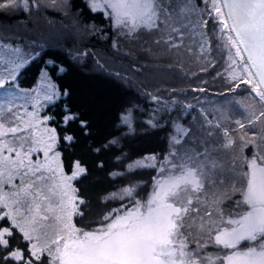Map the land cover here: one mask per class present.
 <instances>
[{
    "label": "snow or ice",
    "instance_id": "6c2138e0",
    "mask_svg": "<svg viewBox=\"0 0 264 264\" xmlns=\"http://www.w3.org/2000/svg\"><path fill=\"white\" fill-rule=\"evenodd\" d=\"M83 2L88 13L102 14L149 60L166 59L169 67L182 68L186 59H195L206 71L221 57L228 90L245 85L250 99L235 102L239 118L228 109H217L213 119L202 111L199 120L185 126L177 116L162 160L154 153L133 159L126 151L130 140L164 127L159 113H169L175 100L147 119L137 116L143 111L139 101H130L114 131L97 140L92 121L69 103L71 89L59 88L47 70H41L39 88L19 86L22 71L40 51L13 46L6 35L0 38V264H264V0ZM41 9L74 21L84 12L73 0H0V13L7 16ZM83 27L100 31L94 24ZM112 48L132 62L127 75L114 73L130 84L146 65L116 41ZM87 55L72 52L69 58L80 64ZM46 63L57 74L68 71L55 61ZM61 99L58 132L50 124L55 116L41 112ZM62 144L123 162V171L108 176L126 183L100 198L104 204L121 203L106 209L94 228L78 227L74 219L84 218L91 207L75 183L90 169L77 159L65 173ZM96 167L104 168V161L98 159ZM149 168L157 175L142 200L137 175ZM210 247L220 251L209 252Z\"/></svg>",
    "mask_w": 264,
    "mask_h": 264
},
{
    "label": "trees",
    "instance_id": "16d2710c",
    "mask_svg": "<svg viewBox=\"0 0 264 264\" xmlns=\"http://www.w3.org/2000/svg\"><path fill=\"white\" fill-rule=\"evenodd\" d=\"M73 3L84 9L83 15L76 14V22L80 26L97 25L100 31L93 33L87 30L86 35L81 37L75 34L73 29V33H67L63 41L52 39L40 50V56L22 71L18 78L19 86L23 89L34 88L40 78L41 70L45 68L59 88L63 89L67 86L71 89L72 96L69 98V103L73 108L83 111L92 121L97 140H103L114 131L119 113L133 100L139 101L140 107L143 109L142 112L137 113L139 119H147L154 110L162 108L164 102L173 100L176 102L169 113H159L164 119V127L147 133L141 132L130 140L126 151L133 159L149 153H154L162 159L168 153V137L172 131L171 120L179 116L180 123L187 126L199 120L202 111L209 114V119H213L212 113L215 110L209 109L208 103L211 105L220 104L219 108L230 110L229 114L233 118L240 117V111L235 103L236 98L248 97V89L245 85H241V88L235 91L228 90L230 85L223 75L226 61L221 57H217L215 67H207L206 71L201 70L206 65L195 59H186L182 68L169 67V61L166 59L149 60L140 51L139 45L129 43L123 37L118 36L117 30L102 14L88 13L84 8L83 0H73ZM42 26H47L49 29L73 28L58 12L44 11L35 15L33 11L28 13L16 11L10 16L0 13V38L5 35L6 38H9L8 32H10L27 41H38V38L44 34L41 30ZM4 29L8 32L2 31ZM57 32L60 36L65 35L63 31ZM113 41L118 43L123 52L135 53L140 64L146 65L141 72L134 74L135 79L130 84L122 83L114 75L115 72L127 75L132 62L127 56L118 54L112 48ZM81 44L84 45L87 52L91 53L92 57L89 54L86 58H81L82 63L77 64L69 58V53H72L75 46ZM95 58H98L99 65L94 62ZM49 60L55 61L56 64H62L68 68V71L57 74L54 66L46 63ZM199 88H204L205 91H193V89ZM173 89L176 91H172ZM147 93L159 97L160 101H153ZM185 105L193 107L186 109L183 107ZM62 110L63 99L58 100L54 105H49L45 111L49 115L55 116L50 124L56 126L58 132L62 127ZM92 142L90 141V143ZM59 150L62 151L65 173L70 174L72 163L77 159L86 163L90 169L88 177L75 183L80 189V195L90 203L91 207L85 212L84 218L75 217L74 219L78 227L94 228L106 209L117 207L121 203L120 201H109L104 204L100 202V198L108 192L116 191L118 187H123L126 183L123 177L113 181L108 176L109 171H123V162L116 161L111 154L98 158L96 154L86 153L83 146L68 148L62 144ZM98 159L104 161V168L96 167ZM156 175V169L139 170L137 181L141 187L138 189V198L142 200L147 198L151 191L153 177ZM214 250L218 249L214 248Z\"/></svg>",
    "mask_w": 264,
    "mask_h": 264
},
{
    "label": "rangeland",
    "instance_id": "374dc122",
    "mask_svg": "<svg viewBox=\"0 0 264 264\" xmlns=\"http://www.w3.org/2000/svg\"><path fill=\"white\" fill-rule=\"evenodd\" d=\"M44 11H53V10H51V9H41L40 10V12H35V11H33V14H37V13H43ZM53 12H58L69 24H71L72 26H73V28L72 29H68L67 27H61V29L59 28H54V29H49V28H47V26H42L41 27V30L44 32V34L41 36V37H39L38 38V41H34V42H31V41H27V40H24V39H22V38H20V37H18V36H16V35H14V34H12V33H10V32H8L9 33V38H7V42H9V43H12L13 44V46H17V45H19L22 49H24L25 51H29V50H32V51H40L41 50V48H40V45H44V47L46 46V44L47 43H50L51 41H52V39H54V38H56L57 40H59V41H63L64 39H65V37H66V34L67 33H73V29H74V31H75V34H78L79 36H81V37H84L85 35H86V32H87V29L86 28H84L83 26H80L77 22H76V20L74 21V19H73V17L72 16H64L61 12H59V11H53ZM44 25H47L46 23H44ZM117 30V29H116ZM57 31H63L64 32V34L65 35H63V36H60V35H58V32ZM117 32H118V30H117ZM71 37V36H70ZM72 38V37H71ZM76 41L78 42V40L76 39ZM72 52H76L77 54L78 53H80V52H87V50H85L84 49V45H77V46H75L73 49H72ZM88 53V55L90 54L91 55V53L90 52H87ZM87 56H83V57H81L82 59H84V58H86ZM91 57H92V55H91ZM97 61H98V58H95L94 59V62L95 63H97ZM44 70H46L45 68H44ZM54 83V82H53ZM40 87V78H39V80H38V82H37V85L34 87V88H39ZM244 88V87H243ZM33 89V88H32ZM32 89H26V90H29V91H31ZM0 91H2V89H0ZM248 100H249V97H246V98H244V97H242V98H236V101H240V102H242V103H247L248 102ZM208 105V108L209 109H214L215 110V112L214 113H212L213 115H215L216 114V112H217V109H221V108H219L220 107V104H210V103H208L207 104ZM238 106V105H237ZM199 108V107H198ZM201 111H202V109L201 108H199ZM29 110L31 111V108H29ZM222 110V109H221ZM46 111V109L44 110V111H42L41 112V115H43L44 114V112ZM213 111V110H212ZM210 119H212V118H210ZM245 154L246 155H251V149H247L246 150V152H245ZM167 155V154H166ZM165 155V156H166ZM162 160V159H161ZM159 162V161H158ZM147 199V198H146ZM207 251H209V252H212V253H216V252H219L220 250L218 249V250H214V248H209V249H207Z\"/></svg>",
    "mask_w": 264,
    "mask_h": 264
}]
</instances>
